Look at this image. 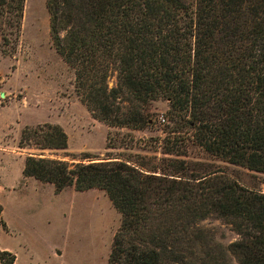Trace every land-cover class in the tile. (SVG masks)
Returning <instances> with one entry per match:
<instances>
[{
    "label": "trees",
    "instance_id": "trees-1",
    "mask_svg": "<svg viewBox=\"0 0 264 264\" xmlns=\"http://www.w3.org/2000/svg\"><path fill=\"white\" fill-rule=\"evenodd\" d=\"M25 2L0 0V24L20 29ZM47 8L54 47L96 120L144 129L150 106L167 101L166 155L185 156L194 143L264 174V0H47ZM68 146L51 123L25 127L19 141L39 151ZM161 162L165 169L30 155L23 174L57 192L109 196L122 216L109 264H231L200 225L210 217L240 236L228 248L239 264H264V192L221 171L200 174L183 159ZM16 259L0 251L2 264Z\"/></svg>",
    "mask_w": 264,
    "mask_h": 264
},
{
    "label": "rangeland",
    "instance_id": "rangeland-1",
    "mask_svg": "<svg viewBox=\"0 0 264 264\" xmlns=\"http://www.w3.org/2000/svg\"><path fill=\"white\" fill-rule=\"evenodd\" d=\"M75 80V71L54 47L47 0H26L20 29L0 24V251L13 253L20 264H109L122 220L102 190L57 192L54 185L25 178L30 155L67 162L125 160L144 169H165L164 158L183 159L200 174L221 171L264 192V174L218 159L194 143L185 156L166 155L164 139L171 126L167 101L150 106L152 124L144 129L112 128L82 103ZM115 84L111 79L110 86ZM21 109L37 117L24 120L30 123L26 127L60 125L69 137L68 149L19 148V124L12 122ZM3 148L13 157L3 155ZM200 225L226 250L230 263L239 264L228 251L241 239L233 227L215 217Z\"/></svg>",
    "mask_w": 264,
    "mask_h": 264
},
{
    "label": "crops",
    "instance_id": "crops-1",
    "mask_svg": "<svg viewBox=\"0 0 264 264\" xmlns=\"http://www.w3.org/2000/svg\"><path fill=\"white\" fill-rule=\"evenodd\" d=\"M36 118H37L36 115H33V113L23 111V109L19 110V112L15 114L12 122V123H17V125L19 124V127L16 129L17 137H19L22 134L23 128L26 127V125L30 124V123H25L24 120L36 119ZM3 149L6 151V153H3V155H5L7 158L13 157L14 154L12 151L6 150L5 148ZM15 264H20L18 257L16 259Z\"/></svg>",
    "mask_w": 264,
    "mask_h": 264
},
{
    "label": "built area",
    "instance_id": "built-area-1",
    "mask_svg": "<svg viewBox=\"0 0 264 264\" xmlns=\"http://www.w3.org/2000/svg\"><path fill=\"white\" fill-rule=\"evenodd\" d=\"M163 122H166V120H165V119H163Z\"/></svg>",
    "mask_w": 264,
    "mask_h": 264
}]
</instances>
